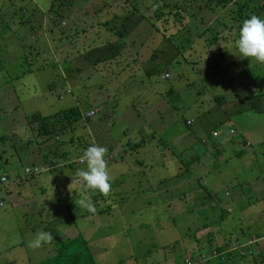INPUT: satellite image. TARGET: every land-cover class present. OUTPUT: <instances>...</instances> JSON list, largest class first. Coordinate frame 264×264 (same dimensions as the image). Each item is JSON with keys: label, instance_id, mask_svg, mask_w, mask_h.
<instances>
[{"label": "rangeland", "instance_id": "rangeland-1", "mask_svg": "<svg viewBox=\"0 0 264 264\" xmlns=\"http://www.w3.org/2000/svg\"><path fill=\"white\" fill-rule=\"evenodd\" d=\"M206 1L0 0V264H36L78 235L96 264H185L232 233L261 237L264 250V111L247 100L264 95V64L234 46L264 0ZM113 19V32L103 28ZM119 40L122 49L103 50L113 60H94L95 44ZM76 106L81 117L58 144L23 122ZM214 131L232 142L219 148ZM93 142L112 155V180L89 213L73 199ZM34 163L51 169L26 176ZM42 230L52 240L27 247ZM232 253L211 264H264Z\"/></svg>", "mask_w": 264, "mask_h": 264}, {"label": "trees", "instance_id": "trees-1", "mask_svg": "<svg viewBox=\"0 0 264 264\" xmlns=\"http://www.w3.org/2000/svg\"><path fill=\"white\" fill-rule=\"evenodd\" d=\"M223 1L222 0H207L205 5L207 8L214 10V7L216 6L218 7L219 3H220V7L223 6L224 4L223 5L221 4V2ZM243 4L240 5L242 9H243V6L245 5ZM175 8L177 10L172 11V12L169 11V13L171 12V14H173V16L178 22L181 20L182 15L180 14L178 7L176 6ZM263 8H264V5L259 4L257 6H254V8L251 10L250 13L251 15H254L255 12H259ZM251 15H247V18H249ZM61 24L65 25V23H61ZM117 45L119 46V48L118 47H111V48L113 50H120L121 49L120 44H117ZM103 50H107V49H99L96 52L100 54L101 56H104ZM112 57L113 58L116 57L115 54L108 53L107 55L102 57L103 59H99V60L100 61L107 60ZM250 103H251L250 104L251 109H253L254 111L255 110L259 112L264 111V107L260 105L259 96L254 98V100H251ZM258 105H260V107H257ZM93 112L95 114V110H93ZM80 117H81V112L79 108L76 106V107H71L65 110H61L59 112H56L54 114L47 115V116H42L40 114L34 113L30 117H28V120H24L23 122L25 123L27 121V124L37 129L38 136L43 137L42 140L40 141L41 144H43L44 146H47L50 144L49 146H51L52 144L60 143L59 140H62L61 137L66 135L67 132L69 131L68 127H71L73 129V126H74L73 124ZM86 117H90V116H86ZM188 124H189V121H188ZM7 139L8 137L5 134L0 136V141H6ZM246 145L250 146L249 143L244 142L243 146L235 151V154L242 155ZM35 167L39 170L38 172H34V171L26 172V169L28 168L34 169ZM43 167H40L39 164H34L33 166L26 167L25 175L35 176L37 174L42 173L46 169H51V167H48V168L47 167L43 168ZM181 177L185 178L187 176H183L182 174L180 178ZM176 181H179V179H177ZM180 192H185V191H180ZM183 195L185 196V194ZM260 238L261 237H259V239L252 238V239H248L244 241L240 236H237L235 233H232V235H230V237H228L227 239L223 236H219V238L213 244H211L210 249L200 251L195 257L185 258L184 263L185 264H211L212 262L213 263L214 262L224 263L228 259L229 255L227 254H230V251H233V253H237L238 256H240V258L242 259L254 258L253 260L255 261V263L259 262V260L256 261V259H260L264 263V250H261ZM254 239L259 240V241L253 242L251 243V245L247 244L248 241H252ZM215 251L217 253L216 255H214ZM244 251H246L247 254L241 255V253H243ZM249 251H251L252 253L249 254ZM261 252L262 254H259ZM222 253H224V255ZM205 259L207 260L205 261ZM36 264H96V260L88 246L87 240L83 238L81 235H78L72 239L69 238L68 240H64L60 242L58 246L54 248V253L52 255H50L49 257L45 259L40 260Z\"/></svg>", "mask_w": 264, "mask_h": 264}, {"label": "clouds", "instance_id": "clouds-1", "mask_svg": "<svg viewBox=\"0 0 264 264\" xmlns=\"http://www.w3.org/2000/svg\"><path fill=\"white\" fill-rule=\"evenodd\" d=\"M234 46L238 53L235 55L239 58H247L250 62L264 64V18L251 15L244 19L239 26ZM106 151L104 147L96 144L88 146L80 157L86 167L75 171V178L80 182L83 190L76 199H73V202L77 208L89 213L96 211L91 195L97 192L106 195L110 191L112 177L106 165ZM70 185L69 191L72 193ZM52 238L49 231H37L34 237L27 242V247L38 249L50 242Z\"/></svg>", "mask_w": 264, "mask_h": 264}, {"label": "crops", "instance_id": "crops-1", "mask_svg": "<svg viewBox=\"0 0 264 264\" xmlns=\"http://www.w3.org/2000/svg\"><path fill=\"white\" fill-rule=\"evenodd\" d=\"M118 16H116V18H117ZM114 18V17H113ZM114 22V19H113V21L111 20V21H104V24H102L103 25V28H108V30L109 31H114L115 29H112L111 27H108L107 25H105V24H111L112 25V23ZM120 42H111V41H107L106 43H102L101 45H96L95 44V47H93V50H92V52L94 51V50H99V49H107V48H111V47H118L119 48V46L117 45V44H120V48L122 49L123 47L122 46H124L125 45V43H122L121 41L122 40H119ZM105 47V48H104ZM89 50H90V48H89ZM95 55H98L99 57H97L96 56V58L94 59V60H96L97 62H100V60H99V58H100V54H98L97 52H96V54ZM84 56L85 57H89L90 56V54L89 53H85L84 54ZM103 59V58H102ZM111 60H113V57L112 58H110ZM93 60V61H94ZM107 60H109V59H107ZM102 61V60H101ZM260 97V104H261V102H263L264 103V95H262V96H259ZM221 99H222V97H220ZM250 99V100H249ZM218 100H220V99H218ZM248 101H251V100H254V96L252 97V96H249V98L247 99ZM242 101H244V100H242ZM259 104V103H258ZM233 105H235V104H233ZM257 107H260V105H258ZM237 108H240L239 106H237ZM249 109H251V106L249 105ZM234 110H237V109H234ZM252 110V109H251ZM87 113V112H86ZM248 113H250V112H248ZM215 132V131H214ZM212 136H213V134H212ZM221 134L219 135V136H217V137H214V138H216V144H219V148L222 146V145H225L226 143H231L232 142V139H230L231 137L229 136V138H228V136H226L225 135V137L221 140V139H219V138H221ZM243 141H246V139H244ZM247 143H249L250 145H252V143H250L249 141H247ZM92 144H96V145H99V144H97V143H95V142H93ZM91 144V145H92ZM217 146V145H216ZM241 147H242V142H241ZM246 147V146H245ZM238 150V149H237ZM110 156H112V155H110ZM107 159V158H106ZM106 161H108V160H106ZM71 163V162H70ZM34 164H37V163H34ZM179 181H177V182H175V188L177 187V183H178ZM80 215H82V214H79V215H77V216H80ZM244 218V216H242V219ZM252 218V217H251ZM255 220H257L256 218H255ZM249 238V237H248ZM247 238V239H248ZM244 241L246 240V238L245 237H243L242 238ZM219 240H221V239H219ZM53 253H54V249H53ZM52 253V254H53ZM51 254V255H52ZM232 255L233 256H235L236 258H238V259H240V256H238V254L237 253H232ZM231 255V256H232ZM242 259V258H241ZM167 264V263H166Z\"/></svg>", "mask_w": 264, "mask_h": 264}, {"label": "built area", "instance_id": "built-area-1", "mask_svg": "<svg viewBox=\"0 0 264 264\" xmlns=\"http://www.w3.org/2000/svg\"><path fill=\"white\" fill-rule=\"evenodd\" d=\"M166 76V75H165ZM168 76V75H167ZM163 78H164V76H163ZM94 114V112L93 111H91V112H88L86 115L87 116H91V115H93ZM189 124H190V122H189ZM229 133L232 135V134H234L235 133V131L233 130V129H230V131H229ZM220 135V133L219 132H217V131H215L214 133H213V136L214 137H217V136H219ZM113 157L112 156H108L107 157V159L106 160H110V159H112ZM78 161H80V163H83V161H81V159L79 158L78 159ZM38 172L39 170L35 167L34 169L33 168H28V169H26V172ZM1 179V181L2 182H6L7 181V175H2V177L0 178ZM1 204V203H0ZM257 241H259V240H256V239H254V240H252V241H248V243L247 244H249V245H251V243H253V242H257ZM252 252L251 251H249V254H251ZM217 253H216V251L214 252V255H216ZM223 255H224V253H222ZM247 253H246V251H244L243 253H241V255H246ZM207 259H205V261H206Z\"/></svg>", "mask_w": 264, "mask_h": 264}]
</instances>
